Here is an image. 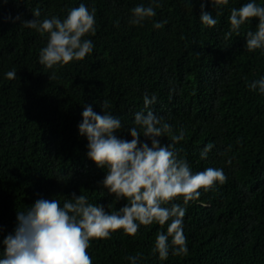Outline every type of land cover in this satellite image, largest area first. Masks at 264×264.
<instances>
[{
	"label": "trees",
	"instance_id": "obj_1",
	"mask_svg": "<svg viewBox=\"0 0 264 264\" xmlns=\"http://www.w3.org/2000/svg\"><path fill=\"white\" fill-rule=\"evenodd\" d=\"M81 2L95 9L96 31L85 34L92 52L51 68L38 61L46 34L5 19L16 13L30 19L37 8L40 18H62ZM244 2L203 0L217 20L206 26L201 0H158L155 16L140 24L129 23L130 9L149 0H0V239L12 230L16 210L40 196L62 202L81 192L105 210L126 202L98 185L106 169L86 156L77 126L83 106L92 104L118 115L124 127L116 134L131 139L127 127L147 90L156 95L151 110L171 125L161 143L183 129L177 155L193 171L220 167L226 179L198 189L200 196L185 205L186 254L158 258L155 234L167 222H153L134 234L116 229L91 239L92 264H130L127 257L137 254L138 264H264V94L246 86L264 75V51L244 47L255 17L225 36L230 8ZM156 20L166 23L154 28ZM13 68L16 76L6 78ZM209 142L213 148L201 159Z\"/></svg>",
	"mask_w": 264,
	"mask_h": 264
},
{
	"label": "clouds",
	"instance_id": "obj_2",
	"mask_svg": "<svg viewBox=\"0 0 264 264\" xmlns=\"http://www.w3.org/2000/svg\"><path fill=\"white\" fill-rule=\"evenodd\" d=\"M228 2L211 0L213 6ZM154 3L158 0L133 6L129 23L140 24L155 16ZM200 8L201 23L215 25L217 20L211 11L204 10L203 0ZM94 11L81 2L62 18L55 14L40 18L37 8L30 19H24L20 13L9 14L5 19L18 20L21 25L46 34L38 61L51 68L80 60L92 52L93 41L85 34L96 31ZM254 17L255 29L246 31L244 47L264 51V3L258 0H245L230 8L227 17L230 27L225 36L238 32L242 24ZM164 23L165 20L153 21V27L160 28ZM3 75L14 78L16 70L9 69ZM246 86L264 94V75ZM142 96L144 107L132 114V125L127 127L131 139L116 134L124 127L118 115L97 112L92 104L83 106L77 126L78 133L86 138V156L97 167L106 169L98 185L116 201L126 202L119 208L108 203L107 209L111 210H105V206L89 202V197L81 192L65 196L62 202L40 196L29 207L16 210L12 230L0 239V264H92L86 251L91 239L109 237L116 229L134 234L139 225L153 222L160 225L167 222L166 230H157L155 234L152 251L158 258L166 259L169 251L173 255L187 253L183 234L185 205L200 196L198 189L207 191L216 183L222 184L226 177L220 167L193 171L187 159L177 155L174 144L183 139V129L171 135V142L161 143L159 138L170 132L171 125L149 107L156 101L155 93L149 95L145 90ZM100 107L105 108L106 102ZM141 136L147 139H140ZM212 148L211 142L206 143L199 152L200 158H205ZM228 162L230 158L225 161ZM175 199H181L182 203H169ZM138 256L129 255L127 259L130 264H138Z\"/></svg>",
	"mask_w": 264,
	"mask_h": 264
}]
</instances>
